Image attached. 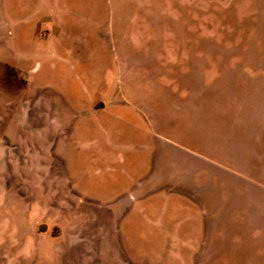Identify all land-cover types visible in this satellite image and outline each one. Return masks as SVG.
<instances>
[{"label":"rangeland","instance_id":"374dc122","mask_svg":"<svg viewBox=\"0 0 264 264\" xmlns=\"http://www.w3.org/2000/svg\"><path fill=\"white\" fill-rule=\"evenodd\" d=\"M0 264H264V0H0Z\"/></svg>","mask_w":264,"mask_h":264},{"label":"water","instance_id":"95a60500","mask_svg":"<svg viewBox=\"0 0 264 264\" xmlns=\"http://www.w3.org/2000/svg\"><path fill=\"white\" fill-rule=\"evenodd\" d=\"M46 226V223H42L41 224V227L43 228V229H45L44 227Z\"/></svg>","mask_w":264,"mask_h":264}]
</instances>
